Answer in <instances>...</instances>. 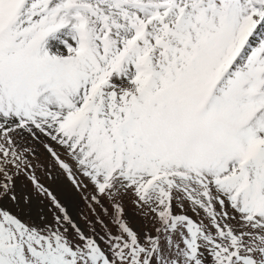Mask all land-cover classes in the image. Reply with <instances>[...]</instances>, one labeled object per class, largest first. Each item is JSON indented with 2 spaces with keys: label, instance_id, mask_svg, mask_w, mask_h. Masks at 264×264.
Segmentation results:
<instances>
[{
  "label": "snow or ice",
  "instance_id": "1",
  "mask_svg": "<svg viewBox=\"0 0 264 264\" xmlns=\"http://www.w3.org/2000/svg\"><path fill=\"white\" fill-rule=\"evenodd\" d=\"M0 264H264V0H0Z\"/></svg>",
  "mask_w": 264,
  "mask_h": 264
},
{
  "label": "rangeland",
  "instance_id": "2",
  "mask_svg": "<svg viewBox=\"0 0 264 264\" xmlns=\"http://www.w3.org/2000/svg\"><path fill=\"white\" fill-rule=\"evenodd\" d=\"M62 195L70 196V203H71L70 211H72L74 217L79 221L81 226L85 227V223H84L83 219H81L79 213H80L81 209H83V211L85 213H87V209L84 208L82 202L79 201L78 195L75 194L74 192H72L70 188H68L66 193H64ZM41 210H42V206L39 203H34L33 208H32V218L36 219L38 213H40ZM126 211L129 214V217H130L134 227H136L138 230H143L145 227L144 222L139 217L134 216V213L136 210L131 205H126ZM189 215H191V213H189ZM97 227H99V226H97ZM109 227H112V226L109 225ZM148 227L150 228L151 225H148ZM113 231H115L114 228H113Z\"/></svg>",
  "mask_w": 264,
  "mask_h": 264
}]
</instances>
